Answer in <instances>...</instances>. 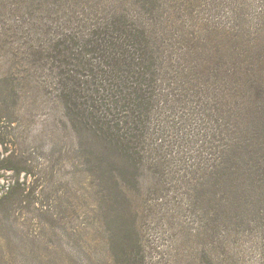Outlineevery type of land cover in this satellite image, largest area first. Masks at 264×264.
Masks as SVG:
<instances>
[{
    "label": "trees",
    "instance_id": "obj_1",
    "mask_svg": "<svg viewBox=\"0 0 264 264\" xmlns=\"http://www.w3.org/2000/svg\"><path fill=\"white\" fill-rule=\"evenodd\" d=\"M59 1L42 14L57 33L47 42L50 71L37 77L93 143L89 172L127 239L140 214L166 198L184 202L177 215L201 214L205 231L236 219L264 187V0L254 25L246 16L225 27L209 25L216 0ZM28 56L46 68L44 50ZM6 78L0 87L10 96L18 78ZM2 170L16 184L0 200L23 194L22 171ZM131 247L124 260L138 264L139 244Z\"/></svg>",
    "mask_w": 264,
    "mask_h": 264
},
{
    "label": "rangeland",
    "instance_id": "obj_2",
    "mask_svg": "<svg viewBox=\"0 0 264 264\" xmlns=\"http://www.w3.org/2000/svg\"><path fill=\"white\" fill-rule=\"evenodd\" d=\"M45 2L41 8L44 1L0 0V80L18 78L10 96V89L0 87V160L9 157L0 162V192L16 181L2 170L9 165L22 171L18 190L25 189L0 200V264H127L124 252L133 254L134 244H139L138 264H264V187H255L236 219L222 217L213 231L202 228L201 214H175L184 203L178 199L152 202L153 211L140 214L137 232L127 239L89 172L84 152L93 143L77 136L40 87L37 76L50 71L52 60L47 42L57 33L42 17L51 0ZM216 3L221 4L212 8L210 26L239 25L246 16L248 25L255 24L257 0ZM43 50L44 70L28 56Z\"/></svg>",
    "mask_w": 264,
    "mask_h": 264
}]
</instances>
